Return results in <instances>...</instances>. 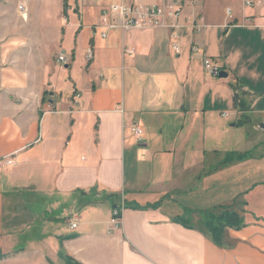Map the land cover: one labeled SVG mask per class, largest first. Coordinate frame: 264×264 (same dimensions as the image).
Listing matches in <instances>:
<instances>
[{
    "label": "crops",
    "instance_id": "crops-1",
    "mask_svg": "<svg viewBox=\"0 0 264 264\" xmlns=\"http://www.w3.org/2000/svg\"><path fill=\"white\" fill-rule=\"evenodd\" d=\"M115 3L168 0L0 12V264H264V0L185 2L164 27L104 36ZM221 205L243 219L223 245L195 221Z\"/></svg>",
    "mask_w": 264,
    "mask_h": 264
},
{
    "label": "built area",
    "instance_id": "built-area-1",
    "mask_svg": "<svg viewBox=\"0 0 264 264\" xmlns=\"http://www.w3.org/2000/svg\"><path fill=\"white\" fill-rule=\"evenodd\" d=\"M190 1L195 0H170V4L165 6L142 5L139 3L113 4L109 8V11L116 16L113 18H109V16L106 14L102 16L101 26L105 30L103 32V35L106 36L107 29L116 27H121L123 29L164 27L166 25L167 17H178L183 11L184 3ZM19 9L22 12H25L26 6L23 3H20ZM174 48L178 50L177 42L174 43ZM127 52L133 53V50L128 49ZM87 57L89 60L93 57V51L91 50V48L88 50ZM57 58L58 61L63 63H69V61L71 60L70 57L64 52H60ZM204 65L209 73L213 75L220 74V67L211 58L206 57L204 60ZM133 129L138 138L142 141V129L139 126H134ZM6 163H12V160L7 159ZM121 220L122 210L119 208H114L112 210V223L118 226ZM71 227H77V222L75 220L71 221Z\"/></svg>",
    "mask_w": 264,
    "mask_h": 264
},
{
    "label": "trees",
    "instance_id": "trees-1",
    "mask_svg": "<svg viewBox=\"0 0 264 264\" xmlns=\"http://www.w3.org/2000/svg\"><path fill=\"white\" fill-rule=\"evenodd\" d=\"M67 9H68V0H65L64 12L66 15H67ZM236 97H237V93H235V98ZM239 103H241L240 106L244 105V103H242L241 101ZM236 105L239 104L237 103ZM242 157H243L242 154L241 155L229 154L226 156L225 161H231L235 158H242ZM203 215H204L203 217H205V221L201 223L202 224L201 226L206 227V229L209 231L214 241L219 245L224 244L225 231L228 227H234V226L239 227L243 224V219L240 216V214L237 211L233 210L231 206H227V205H221L219 207L211 208L208 211H204ZM180 220L181 222L184 223V225L192 226L190 225V222L193 221L189 217H182ZM66 260H67V264H82L69 255L66 256Z\"/></svg>",
    "mask_w": 264,
    "mask_h": 264
},
{
    "label": "rangeland",
    "instance_id": "rangeland-1",
    "mask_svg": "<svg viewBox=\"0 0 264 264\" xmlns=\"http://www.w3.org/2000/svg\"><path fill=\"white\" fill-rule=\"evenodd\" d=\"M9 4H10V0H1L0 1V10H2V11H0L1 12V15L2 16H5V15H7L8 13H11L10 11H9ZM116 4V3H115ZM168 4H170V0H168ZM167 4V5H168ZM113 5V4H112ZM155 6H163V5H155ZM165 6V5H164ZM19 7V6H18ZM111 7V6H110ZM114 15V17L116 16L115 14H113ZM8 16H6V18H7ZM13 20H17V19H14V18H12ZM20 19H23L21 16H20ZM118 19H120V18H118ZM14 26H16L15 25V23H14ZM9 28V27H8ZM5 30H7V28L6 27H3L2 29H0V31H2V33H5V35H8L7 33L9 32H5ZM15 32V31H14ZM17 32V31H16ZM61 52H64L65 54L67 53V52H65V51H61ZM58 54H59V52H58ZM58 54H57V56H58ZM71 61V60H70ZM69 61V62H70ZM65 64L66 63H63V62H60V61H57V65L58 66H60L62 69H64L65 71H66V74H68V76H70L71 74H72V71H68V67H65ZM45 97L47 98V96L45 95ZM245 131H246V128H242L241 129V136L243 135V134H245ZM246 143V142H245ZM255 154H257V153H255ZM7 160V159H6ZM5 160V161H6ZM12 160V159H11ZM12 162H13V160H12ZM181 190H177V191H175L176 193L175 194H177L178 196L180 195L179 194V192H180ZM186 195V193H185V190H183V194H182V196H185ZM192 199H194V204H201V199H200V197H199V195H196V196H193V198ZM187 202H189L190 200L188 199V200H186ZM208 202V201H207ZM204 216V215H203ZM199 219V220H198ZM195 221L197 222H203V221H205V217H199V215H197V218L195 219Z\"/></svg>",
    "mask_w": 264,
    "mask_h": 264
},
{
    "label": "water",
    "instance_id": "water-1",
    "mask_svg": "<svg viewBox=\"0 0 264 264\" xmlns=\"http://www.w3.org/2000/svg\"><path fill=\"white\" fill-rule=\"evenodd\" d=\"M221 77H224V76H227L228 73L224 72V71H220V74H219Z\"/></svg>",
    "mask_w": 264,
    "mask_h": 264
}]
</instances>
